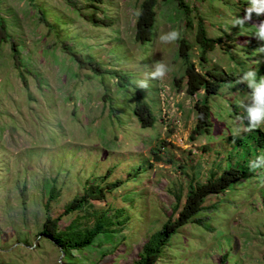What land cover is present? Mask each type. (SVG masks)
Returning a JSON list of instances; mask_svg holds the SVG:
<instances>
[{"label":"rangeland","instance_id":"1","mask_svg":"<svg viewBox=\"0 0 264 264\" xmlns=\"http://www.w3.org/2000/svg\"><path fill=\"white\" fill-rule=\"evenodd\" d=\"M141 1L100 0L94 14L87 0H0L7 31L0 43V264H130L168 220L176 197L183 205L190 184L237 163L246 143V159L255 157L241 119L250 90L239 78L264 68V41L255 36L264 14L233 26L250 0H157L155 36L142 45L134 40ZM198 17L220 41L205 64L196 46L189 60L229 80L209 98L211 125L199 135L195 106L204 92L186 94L179 41L159 40L179 29L193 44ZM161 59L171 71L138 89L135 81ZM138 102L147 104L151 125L138 121ZM258 130L264 134V126ZM236 137L245 139L242 148ZM112 183L118 187L103 201L65 213L84 189ZM263 196L264 169L207 196L194 217L200 223L172 234L153 264H264ZM102 210L119 213L123 227L97 235L81 252H64L41 234L47 217L59 218L63 231L74 220L91 226Z\"/></svg>","mask_w":264,"mask_h":264},{"label":"trees","instance_id":"2","mask_svg":"<svg viewBox=\"0 0 264 264\" xmlns=\"http://www.w3.org/2000/svg\"><path fill=\"white\" fill-rule=\"evenodd\" d=\"M87 1L90 3L88 8L93 9V13L95 14V11H98L96 4H98L100 0ZM156 4L157 0H142L139 4L134 34V40L139 44L144 45L154 38L153 34L155 36L154 29L152 28L156 21ZM83 17L90 20L87 16ZM187 17V19H189L188 22H190L189 12H187ZM91 21L95 23V20ZM198 21L197 29L193 37V44H189L185 38H182L179 40V50L177 51L185 66L184 77L186 94L188 96H193L200 90L204 92L203 99H200V102L195 106L197 119L194 133L197 135L207 132L211 125V112L208 108L209 98L213 95H217L219 89L226 83V81H229L226 80L227 74L225 75L223 72L220 73L215 70H207L206 72L201 73L197 71L194 64L190 62L189 55L193 46H196L197 48L199 62L205 64L207 62L206 53L211 52L215 48V45L220 41L207 36L202 17H198ZM6 37L7 31L4 20L0 18V43L5 41ZM262 47L264 46H258V49H261ZM11 49L13 56H17V47L15 44L12 45ZM16 67H18L17 64ZM257 72L258 74H264V68L262 70H257ZM137 105L135 115L138 121L142 125H151L152 118L147 104L145 102H138ZM244 135L249 138V143L253 140L255 157L246 159V155H248L247 153L250 151V148L246 143L245 145H247V149L244 155L240 156L237 163H234L233 165L226 163L219 170V174L211 172L205 181L190 184L183 205L180 206V198L176 197V202L171 209V214L168 220L162 224L158 231H155L148 236L141 246V250L137 255L138 258L130 264H153L157 260L161 248L165 245L166 241L172 234L189 222L200 223L201 220L195 219L194 217L197 213L203 211L202 205L207 196L223 193L234 186L240 181V179L250 175L251 170L248 163L257 157V147H260L261 149L264 148V134L259 130H256L252 131L250 134L247 133ZM244 140L245 139L238 138L236 140L238 144L237 146H241L242 148ZM251 175L253 177L254 173ZM117 187L118 184L114 183L108 184V186L104 188L105 190H103V187L93 190V187L90 186L89 188L84 189L81 196L74 198L73 201L66 206L65 213L67 214L70 211H80L84 209L87 204H91V201H103L105 195L111 193ZM51 199L52 198L48 199L46 205ZM261 204L264 208V196L262 197ZM177 211L178 214L176 218L172 220V214H175ZM92 215L93 222L91 226L82 227L76 220H74L68 228L63 231H58V227L56 226L59 218L50 220L49 217H47L42 226L41 234L47 239L53 241L56 246L61 248L64 252L74 250L81 252L82 249L93 243L94 238L97 235L119 232L125 221L115 218L119 213L114 212L109 215L107 214V210L96 211ZM117 225L120 226V228H116Z\"/></svg>","mask_w":264,"mask_h":264},{"label":"clouds","instance_id":"3","mask_svg":"<svg viewBox=\"0 0 264 264\" xmlns=\"http://www.w3.org/2000/svg\"><path fill=\"white\" fill-rule=\"evenodd\" d=\"M257 16L264 14V0H250V7L245 9V15L237 18L233 26H242L252 19V14ZM255 36L258 40L264 41V21L256 25ZM182 39L179 29H172L159 36V40L164 44H174ZM264 52V47L260 49ZM171 71L169 65L162 59L155 60L150 72H145L143 77L136 80V87L140 90H148L150 81L162 80ZM258 72L254 68L243 72L239 78V83L245 84L250 90L249 103L242 104L246 116L242 117L247 121V125L242 129L243 132H252L264 126V75L257 78ZM235 135H238L235 134ZM250 170L264 169V155L257 156L249 163Z\"/></svg>","mask_w":264,"mask_h":264}]
</instances>
